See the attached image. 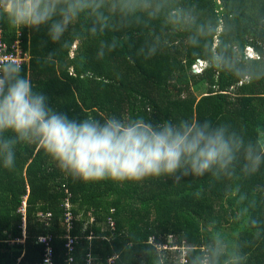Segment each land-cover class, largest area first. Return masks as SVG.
I'll return each mask as SVG.
<instances>
[{"label":"trees","instance_id":"16d2710c","mask_svg":"<svg viewBox=\"0 0 264 264\" xmlns=\"http://www.w3.org/2000/svg\"><path fill=\"white\" fill-rule=\"evenodd\" d=\"M174 2L194 8L200 21H219L224 33L205 37L201 47L194 49L187 43V33L173 31L161 17L109 30L104 37L84 32L63 48L49 40L46 27L12 29L0 21L1 39L9 43L17 35L29 56L23 63L25 74L54 108L70 117L143 116L153 123L210 120L228 123L247 137L264 138V79L245 84L226 71L207 68L204 58L212 43L233 52L251 48L260 60L264 0ZM90 24V18H82L74 30L80 32L81 26ZM113 35L124 46L97 59L99 39ZM153 35L161 38L162 51L146 60L137 49ZM65 38L71 39V33ZM49 52L55 55L48 57ZM198 60L204 64L193 71ZM257 68H264V63ZM15 151L12 169L0 162V264H40L43 246L36 237L42 234L51 238L53 264H64V199L71 214L68 233L74 237L72 264H84L86 253L101 264L112 255V264H193L192 253L206 247L214 230L239 246L247 256L244 264H264V167L251 176L239 174L219 181L204 176L179 182L160 177L84 183L62 173L36 145L21 143ZM24 198L23 242L9 243L21 237L17 208ZM245 208L247 213L241 215ZM38 211L50 213L46 224L38 220ZM89 213L95 224L83 229ZM107 218L113 220V230ZM168 250L175 253V263L166 255Z\"/></svg>","mask_w":264,"mask_h":264},{"label":"clouds","instance_id":"9594fccd","mask_svg":"<svg viewBox=\"0 0 264 264\" xmlns=\"http://www.w3.org/2000/svg\"><path fill=\"white\" fill-rule=\"evenodd\" d=\"M161 17L173 31L187 33V43L194 49L201 47L205 37L225 31L219 21H200L194 8L174 0H0V21L12 29L46 27L49 40L63 48L84 32L104 37L109 30ZM82 18H90L91 24L76 32ZM68 33L71 39L65 38ZM161 44V38L153 35L137 49V55L150 59L162 51ZM123 46L115 35L101 38L96 58L103 59ZM54 55L48 53V57ZM204 58L207 68L226 71L245 84L264 79V68H257L264 56L257 60L243 49L233 52L223 44L208 43ZM21 143L38 146L62 173L84 183L160 177L179 182L204 176L219 181L239 174L251 176L264 167V138L247 137L228 123L198 119L153 123L143 116L70 117L35 88L22 62L7 60L0 62V162L4 168L15 166V149ZM195 195L199 198L201 193ZM246 213V208L241 210V215ZM192 260L193 264H244L247 256L214 230L206 247L192 253Z\"/></svg>","mask_w":264,"mask_h":264},{"label":"built area","instance_id":"2783aa9c","mask_svg":"<svg viewBox=\"0 0 264 264\" xmlns=\"http://www.w3.org/2000/svg\"><path fill=\"white\" fill-rule=\"evenodd\" d=\"M18 34V33H17ZM28 54L27 52L23 51L20 47V39H18L17 35L11 42H6L1 39V29H0V62L7 61V60H14L18 62L25 63L28 61ZM63 206L66 209V211L63 213L64 218V227H65V233L63 235L64 238V243H63V248H64V259L63 262L64 264H72V251H73V241L74 237H72L68 233V229L71 226L70 220H71V214L68 211L69 209V203L67 199H64ZM25 198L21 201V205L17 208V211L20 213V233L21 237L20 238H15V239H10L8 240L9 243L13 241H18V242H23L24 235H25ZM79 217V215H77ZM50 217L49 212H37V218L39 221L44 222L45 224L48 222ZM94 217L90 215V213L87 216V219L83 222L82 228L84 229L86 224H91L93 223ZM107 226L109 230H113V220L111 218H107L106 220ZM95 223V222H94ZM92 236V232L90 231L88 235H86V238L89 239ZM103 237V236H101ZM51 238L47 234H42L38 235L36 237V242L40 243L43 248H42V255L40 259V264H53L52 260V247L50 245ZM84 258V264H101L96 262L95 257H92L89 253H86ZM115 255H112L108 258H106L104 264H112L113 259Z\"/></svg>","mask_w":264,"mask_h":264},{"label":"rangeland","instance_id":"374dc122","mask_svg":"<svg viewBox=\"0 0 264 264\" xmlns=\"http://www.w3.org/2000/svg\"><path fill=\"white\" fill-rule=\"evenodd\" d=\"M245 53L247 54V56H250V57H255V54H254V51L251 49V48H246L245 49ZM203 62L201 61V60H198L197 61V63L195 64V65H192V67H193V71H198V70H200V68L203 66ZM91 224H95L94 222L93 223H91ZM169 239H171V240H173V237H169ZM159 247H161V246H158V248ZM163 248H166L164 245L162 246ZM181 254H182V252H181ZM166 255H169V256H171V257H173V259H174V255H175V253L172 251V250H168V253L166 254ZM173 255V256H172ZM176 258V257H175ZM174 261V263L176 262V260L174 259L173 260Z\"/></svg>","mask_w":264,"mask_h":264}]
</instances>
